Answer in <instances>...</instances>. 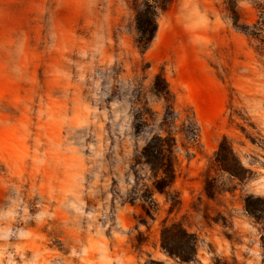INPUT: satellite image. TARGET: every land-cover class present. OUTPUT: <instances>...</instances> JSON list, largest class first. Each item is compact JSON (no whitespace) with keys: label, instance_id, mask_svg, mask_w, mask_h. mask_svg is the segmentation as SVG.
<instances>
[{"label":"rangeland","instance_id":"obj_1","mask_svg":"<svg viewBox=\"0 0 264 264\" xmlns=\"http://www.w3.org/2000/svg\"><path fill=\"white\" fill-rule=\"evenodd\" d=\"M132 1L0 0V264H264V0Z\"/></svg>","mask_w":264,"mask_h":264},{"label":"trees","instance_id":"obj_2","mask_svg":"<svg viewBox=\"0 0 264 264\" xmlns=\"http://www.w3.org/2000/svg\"><path fill=\"white\" fill-rule=\"evenodd\" d=\"M166 0H133L134 26L137 32L136 43L142 49L152 40L156 31V11ZM172 138L153 135L140 150V161L147 165L153 177L152 188L165 193L175 178L174 154ZM221 143H219V147ZM220 163V160H217ZM223 168L229 167L222 162ZM234 173V172H233ZM252 215H255V212ZM176 227V226H175ZM171 227L163 226L160 229V245L167 253L178 260L185 262L192 260L195 254V244L192 236L177 226V230L170 231ZM177 239V242H176Z\"/></svg>","mask_w":264,"mask_h":264}]
</instances>
